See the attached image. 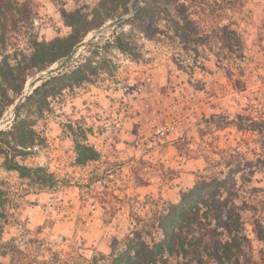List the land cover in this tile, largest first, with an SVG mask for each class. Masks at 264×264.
<instances>
[{
    "label": "rangeland",
    "instance_id": "374dc122",
    "mask_svg": "<svg viewBox=\"0 0 264 264\" xmlns=\"http://www.w3.org/2000/svg\"><path fill=\"white\" fill-rule=\"evenodd\" d=\"M17 1L28 3V21L11 27L0 44V72L41 47L57 52L63 40L76 37L77 13L106 22L48 69L62 70L36 72L28 80L24 91L46 78L32 94L59 78L26 104L19 132L0 137V190L8 193L0 249L17 246L23 254L15 264H91L108 257L140 221L154 218L163 201L176 203L197 181L234 172L237 186L229 200L251 241L248 252L260 258L264 230L263 241L255 230L264 222V0H180L141 12L142 0L125 6L113 0ZM183 13L199 46L183 44V30L172 27V18ZM118 36L128 48L117 46ZM3 101L0 92V111ZM16 104L6 108L0 132L12 131ZM162 127L169 131L162 134ZM17 133L30 136L12 152L4 144L14 147ZM11 161L29 177L11 170ZM12 263V255L0 257V264Z\"/></svg>",
    "mask_w": 264,
    "mask_h": 264
},
{
    "label": "trees",
    "instance_id": "16d2710c",
    "mask_svg": "<svg viewBox=\"0 0 264 264\" xmlns=\"http://www.w3.org/2000/svg\"><path fill=\"white\" fill-rule=\"evenodd\" d=\"M129 1L113 0L115 4L123 6L128 5ZM163 1L142 0L144 5H139L138 10L141 12L148 5L158 7L161 4L169 9L174 2L180 0ZM29 12L28 3L21 4L17 0H0V44L6 43V35L11 27H16L18 22L28 21ZM77 14L80 16L79 20L82 21L74 22L80 27L76 37L63 40L57 52L51 55L41 47L36 50V54L26 57L25 61H17V66L8 64L6 65L7 70L0 72L3 78V81L0 80V92L4 100L0 120L6 108L16 104L28 80L32 79L36 72L46 71L59 60L69 57L89 32L100 28L106 22V19L89 20ZM172 19L174 31L183 30L178 36L182 38L183 44L188 42L200 45V38L195 39L186 26L190 23L187 13H183L179 19ZM115 43L121 48H128V44L120 36L116 38ZM58 80V76L53 77L34 90L16 111L12 131H1L0 137L10 136L14 131L19 132L18 119L22 110L26 108V104L38 100L42 91ZM9 92L13 93V99H9ZM29 136L24 135L26 138ZM24 137H20L17 133L14 147L11 144L4 145L12 152L19 150L18 146L23 147L21 143ZM15 143L18 145L16 146ZM93 160L94 158L89 159V161ZM10 167L11 170L24 173L23 177H29L27 172L30 171L27 168L12 161ZM37 172H43V170L40 168ZM236 186L234 172L233 175L226 177L197 181L194 187L184 192L176 203L163 201L162 208L157 210L154 218L140 221L129 236L116 244L108 257L102 259L95 257L91 264H101V262L103 264H264V253L260 258H255L248 252L251 249V241L242 235L241 229L244 224L240 212L229 200L233 197ZM5 198H8V193L0 190V229H2L3 220L7 221L3 215L7 209ZM257 223L255 233L260 238L259 240H262L260 230H264V222L258 221ZM154 233H159L160 238ZM21 254L23 253L17 246L7 247L5 245L0 249V257L12 255V264H15L14 262L18 260L17 256ZM59 264L66 263L59 261Z\"/></svg>",
    "mask_w": 264,
    "mask_h": 264
},
{
    "label": "water",
    "instance_id": "95a60500",
    "mask_svg": "<svg viewBox=\"0 0 264 264\" xmlns=\"http://www.w3.org/2000/svg\"><path fill=\"white\" fill-rule=\"evenodd\" d=\"M123 21V18L117 19L116 21L112 22V24H110L111 27L116 26L118 24H120ZM63 65L61 67L58 68H51L50 70L47 71V75L48 76H53L56 72H59L60 70L63 69ZM46 78L44 77H39L35 80V82H33L25 91L24 94L22 95V97L20 98L19 102L16 104L15 108H14V113L18 110L19 106L23 103V101L26 99L27 96H29L31 94V92L33 91V89L37 86L38 83L45 81Z\"/></svg>",
    "mask_w": 264,
    "mask_h": 264
},
{
    "label": "built area",
    "instance_id": "2783aa9c",
    "mask_svg": "<svg viewBox=\"0 0 264 264\" xmlns=\"http://www.w3.org/2000/svg\"><path fill=\"white\" fill-rule=\"evenodd\" d=\"M166 129H167L166 127H162L159 129V132H162V134H165ZM167 131L169 130L167 129Z\"/></svg>",
    "mask_w": 264,
    "mask_h": 264
}]
</instances>
